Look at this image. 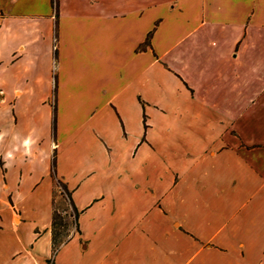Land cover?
Returning <instances> with one entry per match:
<instances>
[{
    "label": "crops",
    "instance_id": "0c3cea01",
    "mask_svg": "<svg viewBox=\"0 0 264 264\" xmlns=\"http://www.w3.org/2000/svg\"><path fill=\"white\" fill-rule=\"evenodd\" d=\"M57 2L0 0V264H264V0Z\"/></svg>",
    "mask_w": 264,
    "mask_h": 264
},
{
    "label": "rangeland",
    "instance_id": "374dc122",
    "mask_svg": "<svg viewBox=\"0 0 264 264\" xmlns=\"http://www.w3.org/2000/svg\"><path fill=\"white\" fill-rule=\"evenodd\" d=\"M54 85L55 86H54L53 89H54V91H56V83ZM54 107L56 108V112H57V105H56L55 100L53 102V109H54ZM147 111L150 112L151 119L153 121V123H151L152 128H150V135L156 136V130H157L156 124L159 121V120H157V117H158L157 110L154 109L153 107H150V108H147ZM170 138L168 139L169 141H172V140L176 139L175 136H170ZM53 139L55 141V139H56V131H55V134H53ZM144 142L148 143L146 135H144ZM166 144H167V141H166ZM162 149H163V147H161L159 150H162ZM151 151H153V152H151ZM151 151H148V152L150 154H154L155 156L158 155L161 158L160 160L161 161L163 160V165L166 167V170H167L169 164L173 162L174 156L178 155L177 153L176 154L173 153L174 149H172V151H167L166 150V152L165 151L164 152L163 151H158L157 149L156 150H151ZM54 199H55L54 208L58 212H61V214H62V216H64V220L66 222V226L62 227L63 228V232L68 235V233L70 232L71 226L74 224L73 223V217L70 215L71 210H70V207H69L68 196L66 194H64L61 191L60 187H57L56 184H55V189H54Z\"/></svg>",
    "mask_w": 264,
    "mask_h": 264
},
{
    "label": "trees",
    "instance_id": "16d2710c",
    "mask_svg": "<svg viewBox=\"0 0 264 264\" xmlns=\"http://www.w3.org/2000/svg\"><path fill=\"white\" fill-rule=\"evenodd\" d=\"M52 6L54 8V11L57 15L58 13V2L57 0H51ZM149 43V41H145L143 45ZM56 131V108L54 107L53 109V119H52V134H55ZM54 166H55V160L54 158L52 159L51 162V168L52 172L54 173ZM55 177V176H54ZM55 184L57 187H60L61 191L68 196V202H69V207L71 208V213L70 215L73 217L75 220L77 218V211L72 205V200H71V194L70 191L67 189L66 185L59 179H55ZM73 220V221H74ZM66 226V222L64 220V216H62L61 212H58L55 208L53 209L52 213V222H51V231H52V243L54 248H56L66 237L67 234L63 232V228Z\"/></svg>",
    "mask_w": 264,
    "mask_h": 264
},
{
    "label": "clouds",
    "instance_id": "9594fccd",
    "mask_svg": "<svg viewBox=\"0 0 264 264\" xmlns=\"http://www.w3.org/2000/svg\"><path fill=\"white\" fill-rule=\"evenodd\" d=\"M33 143V141L31 140V138L29 137L28 139H26V147H25V153L26 154H30V145ZM12 153L9 152L7 153V157L11 158Z\"/></svg>",
    "mask_w": 264,
    "mask_h": 264
}]
</instances>
